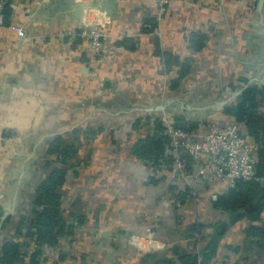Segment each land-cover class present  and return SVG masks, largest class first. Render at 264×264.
<instances>
[{"label":"crops","instance_id":"crops-1","mask_svg":"<svg viewBox=\"0 0 264 264\" xmlns=\"http://www.w3.org/2000/svg\"><path fill=\"white\" fill-rule=\"evenodd\" d=\"M80 5L9 0L4 11L0 243L18 239L20 217L32 216L28 187L63 166L60 208L73 233L43 248L40 264H141L147 253L174 256L173 248L197 255L211 240L209 264H264V244L249 232L264 227V207L257 219L217 209L222 184L173 177L159 166L172 160L165 147L151 165L133 151L162 113L177 126L180 119L206 129L230 120L226 108L241 80L264 86V0H171L158 34L154 0H114L99 56L84 41L58 36L80 26ZM10 23L28 35H15ZM202 25L209 28L197 50L190 38ZM257 110L264 115V96ZM53 141L75 147L65 165L47 153ZM131 234L142 238L138 246Z\"/></svg>","mask_w":264,"mask_h":264},{"label":"trees","instance_id":"trees-1","mask_svg":"<svg viewBox=\"0 0 264 264\" xmlns=\"http://www.w3.org/2000/svg\"><path fill=\"white\" fill-rule=\"evenodd\" d=\"M204 40L203 34L193 33L190 43L199 50L204 46ZM182 74L184 72H181L179 77ZM179 77L171 85L172 88L176 87ZM238 89H240L239 93L230 101L226 111L235 120L245 123L248 134L258 144L256 172L258 176L264 177V115L257 110L258 103L264 96V86L241 80ZM177 120L179 121L178 126L185 129L189 128L186 127V124L181 123L180 119ZM189 129H192V126ZM162 132L163 127L156 120L154 132L136 142L133 147L134 153L147 158L145 160L157 163L163 157L162 154L167 141ZM59 145L57 141H53L47 148V153L50 156L54 153L57 154L58 162L65 165L68 159L74 155L75 147L73 145L58 147ZM48 164H50L49 158L45 160L44 168L49 166ZM65 175V168L61 166L49 170L40 179L31 200L32 216L20 217L16 229L18 239H6L0 243V264H40L42 245L58 246L62 235L73 233L70 223L66 221L60 208L61 194L59 188L65 182ZM212 203L217 209L237 213L249 219H257L264 207V181L238 180L226 192L218 194ZM249 232L252 236L259 237L255 240L257 244H264V227L252 226ZM29 242H32L35 248L27 256L24 247ZM207 244L197 255L183 253L178 248H173L174 256L159 257L155 253H147L141 259V264H209L215 250V244L212 240Z\"/></svg>","mask_w":264,"mask_h":264},{"label":"built area","instance_id":"built-area-1","mask_svg":"<svg viewBox=\"0 0 264 264\" xmlns=\"http://www.w3.org/2000/svg\"><path fill=\"white\" fill-rule=\"evenodd\" d=\"M85 5L99 0H75ZM155 9V34L159 32V25L171 0H154ZM254 6L258 0H242ZM9 0H0V27L4 26V9ZM104 10L88 8L83 10L80 26L76 29H65L58 33L59 37L79 39L86 43V51L97 56L103 50L101 39L104 36L103 28L109 21V15L105 16ZM106 13V12H105ZM107 15V14H106ZM200 34L208 31L209 25L197 27ZM7 29L15 35L26 37L28 31L23 24L10 23ZM205 35V34H204ZM167 138L165 143V156H171L172 160H160V167L172 169L175 178L187 179L193 177L203 183L222 184L226 192L238 180L264 181L256 172V161L258 158V144L248 134L244 122H239L231 117L225 123L213 122L206 129H185L176 125L175 121L167 114L162 113L157 119ZM146 164L153 162L144 160ZM190 163V168L189 164ZM37 187V186H36ZM36 187L30 185L28 188L33 192ZM147 237L152 231H147ZM141 237L135 234L128 235L129 243L139 245ZM48 247L42 245L41 248ZM35 248V245H32ZM32 249V250H33Z\"/></svg>","mask_w":264,"mask_h":264},{"label":"water","instance_id":"water-1","mask_svg":"<svg viewBox=\"0 0 264 264\" xmlns=\"http://www.w3.org/2000/svg\"><path fill=\"white\" fill-rule=\"evenodd\" d=\"M259 3H261V1ZM113 4H114V0H102V1H96V2L95 1H92L89 4H85V5H82L81 4L80 5L81 6V11H80L81 12V16H80V19L82 20L83 10L84 9H88V8L98 9L100 11L101 10L102 11L105 10L106 11V14L110 16L111 15L110 8L113 6ZM5 9H4V11H5ZM81 20H80V22H81ZM239 91H240V89L237 92H235L233 96L237 95L239 93ZM233 96H231V97H233ZM231 99L232 98L227 99L225 101H222L221 102V105H224L227 101H229Z\"/></svg>","mask_w":264,"mask_h":264},{"label":"rangeland","instance_id":"rangeland-1","mask_svg":"<svg viewBox=\"0 0 264 264\" xmlns=\"http://www.w3.org/2000/svg\"><path fill=\"white\" fill-rule=\"evenodd\" d=\"M50 157V156H49ZM49 157H46V155L43 157V159H48ZM34 178L35 177H33V180H34ZM36 179H38L37 177H36Z\"/></svg>","mask_w":264,"mask_h":264}]
</instances>
